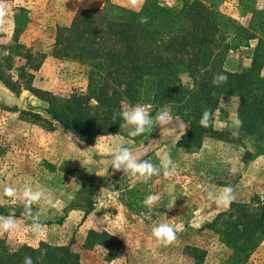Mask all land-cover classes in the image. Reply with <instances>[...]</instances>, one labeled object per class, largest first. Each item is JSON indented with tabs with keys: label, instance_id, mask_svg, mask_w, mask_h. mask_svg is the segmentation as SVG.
I'll return each instance as SVG.
<instances>
[{
	"label": "rangeland",
	"instance_id": "obj_1",
	"mask_svg": "<svg viewBox=\"0 0 264 264\" xmlns=\"http://www.w3.org/2000/svg\"><path fill=\"white\" fill-rule=\"evenodd\" d=\"M168 6L178 0H161ZM4 30L0 31V214L12 216L21 230L0 236L10 251L23 245L34 248L41 243L66 246L82 255L80 264H221L230 254L223 238L224 220L240 215L237 207L250 211L264 204V140L240 130L231 134L229 117L237 114L238 99L224 96L217 111L215 129L200 148L182 149L177 142L188 126L172 107L156 108L152 96L143 94L124 106L144 105L155 117L167 110L174 118L164 138L162 129L154 126L140 140H133L128 129L121 134L99 136L94 145L79 141L64 130L48 113V103L40 93L59 100L87 92L89 65L53 55L60 28L69 27L76 14L89 9H107L119 15L120 7L129 8L127 0H3ZM264 8V0H217L218 10L247 24L252 7ZM25 10L27 23L16 32V15ZM257 41L249 46L231 49L224 67L241 72L251 66ZM3 78V80H2ZM185 84L190 78L183 75ZM4 81L16 84L19 94ZM31 86L39 93L27 87ZM39 113L56 126L36 122L21 112ZM154 141H159L156 143ZM124 145L143 160L159 164L168 154L177 166L171 178L154 176L143 183L130 173L111 167L112 153ZM99 174V175H97ZM231 185L236 200L228 207H217L207 199L209 190ZM5 186L39 187L50 193V206L33 205V212L45 225L43 237L35 236L22 217L23 206L3 193ZM160 196L154 208L143 205L145 197ZM61 219L63 222L58 223ZM234 219V218H232ZM159 223H169L177 240L167 247L157 243L151 230ZM104 230L117 236L122 247L116 259L106 261L104 252H85L81 246L88 231ZM251 264H264V241L253 253Z\"/></svg>",
	"mask_w": 264,
	"mask_h": 264
},
{
	"label": "trees",
	"instance_id": "obj_2",
	"mask_svg": "<svg viewBox=\"0 0 264 264\" xmlns=\"http://www.w3.org/2000/svg\"><path fill=\"white\" fill-rule=\"evenodd\" d=\"M119 11V15L104 8L80 11L69 27L57 32L54 57L89 65L85 94H73L64 100L46 92L38 95L64 130L88 145H94L99 136L121 134L122 121H114L113 112L148 93L156 108L172 107L188 126L177 147L200 148L206 135L217 133V111L223 97L230 96L238 99L237 115L243 121L240 130L264 140V8L252 7L246 25L222 14L217 0H178L174 6L146 0L139 10L120 7ZM142 16L148 17L147 23L139 22ZM27 20L22 9L16 15L17 33L23 31ZM251 41H257V45L250 68L227 70L224 62L228 52L249 46ZM222 71L228 82L216 87L213 76ZM183 75L191 83L185 84ZM4 83L20 93L16 84ZM27 88L39 93L31 86ZM205 107L214 113L207 128L199 124ZM21 113L56 130L53 122L39 113ZM237 209L240 215L232 214L223 223V238L230 254L221 264H251V256L264 241V204L253 211L244 206ZM73 245V241L66 246L41 243L37 248L23 245L10 251L0 242V264H23L26 255L34 264H80L82 255L73 250ZM121 247L117 236L95 229L88 231L81 246L85 252L101 249L106 261L116 259ZM37 249L47 250L39 261ZM202 258L196 264H201Z\"/></svg>",
	"mask_w": 264,
	"mask_h": 264
},
{
	"label": "clouds",
	"instance_id": "obj_3",
	"mask_svg": "<svg viewBox=\"0 0 264 264\" xmlns=\"http://www.w3.org/2000/svg\"><path fill=\"white\" fill-rule=\"evenodd\" d=\"M146 0H127V5L130 10L136 11L142 8ZM5 6L3 0H0V31L4 30L5 21ZM139 22L145 24L148 22V17H140ZM228 82V76L222 71L213 76L212 84L220 87ZM222 99V98H221ZM223 100V99H222ZM120 119V128L128 129V135L132 138L142 136L145 133H151L154 126L159 125L162 129L161 137L164 138L166 133H169L171 128H168L173 121V117L167 110H160L155 117L142 104L132 106H121L119 111L113 112V120ZM214 119L213 110L205 107L203 109L199 124L202 127L211 126ZM234 137H239L240 129L243 126V121L237 114H232L229 117L227 125ZM159 143V141H154ZM111 167L115 171H123L130 173L134 177H138L143 183H148L154 176H162L163 178H171L177 172V166L171 156L165 154L160 157L159 164H154L149 160L139 158L134 152L124 145L115 148L111 157ZM99 175V174H97ZM5 196L12 199L13 202H19L23 206L22 217L25 221H30L28 228L37 237H43L45 233V225L40 221L39 215L33 212V205L50 206L52 196L42 188L33 189L31 186L23 188H15L5 186L3 188ZM207 199L212 201L217 207H228L236 200V193L231 185H226L219 190H209ZM143 205L148 208H154L160 204V196L151 194L145 197ZM21 230V223L12 216H4L0 214V236L6 233L18 232ZM152 237L155 238L158 244L169 246L176 242L177 235L174 228L169 223H159L151 230ZM39 256L37 261L42 260L47 255L46 249H37ZM23 264H34L31 256L23 258Z\"/></svg>",
	"mask_w": 264,
	"mask_h": 264
}]
</instances>
